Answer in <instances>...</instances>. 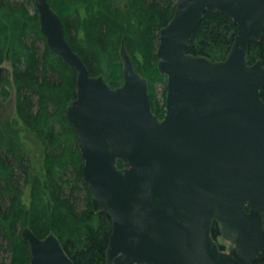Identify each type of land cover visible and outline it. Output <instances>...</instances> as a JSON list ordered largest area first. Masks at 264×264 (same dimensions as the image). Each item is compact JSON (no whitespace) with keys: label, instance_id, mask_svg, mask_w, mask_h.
Wrapping results in <instances>:
<instances>
[{"label":"water","instance_id":"obj_1","mask_svg":"<svg viewBox=\"0 0 264 264\" xmlns=\"http://www.w3.org/2000/svg\"><path fill=\"white\" fill-rule=\"evenodd\" d=\"M34 1L47 44L77 71L66 113L93 209L112 221L105 264H254L264 250V62L248 53L264 34V0H178L157 48L163 118L124 42L123 82L112 87L90 73L50 1ZM207 11L237 26L220 60L188 51ZM21 235L29 264H75L54 231Z\"/></svg>","mask_w":264,"mask_h":264},{"label":"trees","instance_id":"obj_2","mask_svg":"<svg viewBox=\"0 0 264 264\" xmlns=\"http://www.w3.org/2000/svg\"><path fill=\"white\" fill-rule=\"evenodd\" d=\"M26 1L0 0V63L12 66L16 112L12 124H0V264H29L30 246L21 235L26 226L40 237L54 231L75 264H105L112 221L93 209L84 158L66 113L76 97L77 71L49 47L35 2ZM49 1L90 73L103 74L112 87L123 82L120 48L125 41L136 70L149 81L152 110L162 118L167 77L158 69L159 33L178 0ZM236 31L230 16L207 11L188 51L223 59ZM259 58L264 62V34L251 42L248 53L249 63ZM159 83L164 84L162 98L156 92ZM8 91L4 88V96ZM30 141L40 147L34 151L37 165ZM213 233L227 247L217 225ZM254 264H264V250Z\"/></svg>","mask_w":264,"mask_h":264},{"label":"rangeland","instance_id":"obj_3","mask_svg":"<svg viewBox=\"0 0 264 264\" xmlns=\"http://www.w3.org/2000/svg\"><path fill=\"white\" fill-rule=\"evenodd\" d=\"M26 3L27 1L24 0ZM28 8L31 11V13L34 12V4L29 3ZM4 88L9 90L8 95L3 94ZM163 90H164V84L159 83L156 85V92L158 94L159 98H162L163 96ZM166 98V97H165ZM166 108V107H165ZM15 87L13 82V72H12V66L9 61H5L3 63H0V124H3L6 126V124H12L14 117H15ZM31 148H33V152H37V150H40V147L35 142L30 141ZM31 153L33 156L34 164H39L38 154ZM84 203L79 204V208L82 209L84 206ZM223 243L226 244L227 247H229L230 243L228 241L223 240Z\"/></svg>","mask_w":264,"mask_h":264},{"label":"bare ground","instance_id":"obj_4","mask_svg":"<svg viewBox=\"0 0 264 264\" xmlns=\"http://www.w3.org/2000/svg\"><path fill=\"white\" fill-rule=\"evenodd\" d=\"M34 2H35V1H34ZM65 32H66V31H65ZM66 36H67V35H66ZM123 42L125 43V41H124V40L122 41V43H123ZM122 43H121V44H122ZM24 228H25V227H24ZM60 239H61V238H60Z\"/></svg>","mask_w":264,"mask_h":264}]
</instances>
